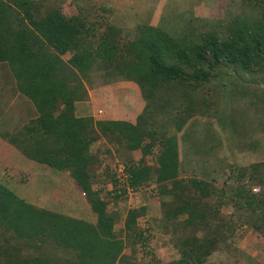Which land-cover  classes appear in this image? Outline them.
<instances>
[{
  "label": "trees",
  "instance_id": "1",
  "mask_svg": "<svg viewBox=\"0 0 264 264\" xmlns=\"http://www.w3.org/2000/svg\"><path fill=\"white\" fill-rule=\"evenodd\" d=\"M261 6L264 11V1ZM85 21L80 17L69 18L59 9L42 14L36 0H0V64H8L19 94L37 109L35 118L23 126L15 122L2 131V124L0 137L31 161L58 171H69L97 217L96 222H91L53 212L0 182V241L9 243L4 237L12 234L15 242L22 241L25 246L35 242L38 247L52 239L54 249L69 250L75 264H163L152 251L145 252L144 257H149L147 262L137 260L138 243L146 249L150 241L138 223L147 209L143 206L130 210L122 222L117 214L109 212L107 203L111 198L128 195L129 189L147 194L152 183L158 185L162 196H174V208L165 216L168 221L186 215V221L175 222L177 227L187 229L197 223L202 229L210 224L216 228L213 239L195 235L180 241L181 257L168 264H205L217 242L234 238L240 227H251L264 238V191L259 194L260 191L255 193L252 189L255 185L264 188V161L241 166L236 184L225 182L219 189L208 181L181 178L178 136H167V124L160 135L154 127L149 128L154 125L153 110L158 101H163L168 87L191 88L204 93L215 81L220 83L224 72L231 70L243 79L245 75L251 77L255 86L258 76L264 82V20L250 15L233 17L227 25L221 23L219 28L203 31L197 37H176L160 28L144 25L138 27L134 40L123 43L113 26L107 27L98 40H89L87 35L94 29ZM66 55H70L69 60L64 58ZM100 69L109 72L111 78L139 86L146 106L135 125L77 115L78 105L90 100L84 81ZM110 69L119 74L113 75ZM241 78L234 81L243 87L245 84H239ZM246 88L250 86L246 84ZM258 89L264 93L262 88ZM248 93L252 94L254 104L264 106V96ZM225 111L216 107L213 115L221 117ZM181 119V122L176 121L178 131L184 129L188 117ZM102 137L114 146L125 143L129 151H140L142 155L138 163H123L128 175L124 183L113 174L111 191L104 187L110 182L106 181L102 189H95L92 184L90 169L99 166L100 161L91 147ZM155 145H158V166L143 165L147 157L154 154ZM228 179H232V175ZM223 188L231 193L234 212L229 216L210 207L206 201ZM225 196L219 201L220 206ZM119 222L125 238L116 232ZM2 247L0 264L23 261L22 257ZM19 247L18 244L13 246L17 250ZM261 259L263 256L258 255L257 261L251 264H260ZM26 261L30 264L47 262L42 257Z\"/></svg>",
  "mask_w": 264,
  "mask_h": 264
},
{
  "label": "rangeland",
  "instance_id": "2",
  "mask_svg": "<svg viewBox=\"0 0 264 264\" xmlns=\"http://www.w3.org/2000/svg\"><path fill=\"white\" fill-rule=\"evenodd\" d=\"M263 1L36 0V5L42 14L49 10L59 9L69 18L80 17L86 20L87 26L94 29L91 34L87 35L89 40H98L107 27L113 26L119 31L120 42L123 43L134 40L138 36V27L144 25L160 28L176 37H197L203 31L211 30L214 27L219 28L221 23L227 25L229 23L227 21H231L233 17L250 15L251 18L264 20V11L261 10ZM106 8L108 10H105ZM91 22L95 24L91 25ZM64 58L69 60L70 55H66ZM110 70L113 75L119 74L118 71ZM223 76V79L219 80L220 83L215 81L204 93L195 92L191 88L168 87L163 94V101H158L157 108L153 110L155 111L152 119L154 125H149V128L154 127L160 135L167 124V136H178L182 161L181 178H197L208 181L219 189L224 186L225 182L236 184L235 178L241 166L264 161V106L258 103L254 104L253 97H250L252 94H246V92L252 91L258 97L264 96L263 91L258 89L264 90V82L258 76L259 81L255 86L251 77L245 75L243 79L234 70L227 74L224 72ZM237 77L241 78L239 84H245L243 87L235 84L234 78ZM84 82L88 90L95 92L103 86L111 85L110 87H112L126 81L111 78L109 72L100 69L96 70ZM246 84L250 86V89L246 88ZM17 88V82L8 64H0V114L3 118L5 115L3 126L13 120L19 126H23V123L35 118L37 114L35 106L21 95L19 98L25 100L26 108L24 110L20 108V100L15 97ZM135 88L138 90L142 104L141 90L137 84H135ZM188 92L190 95L193 94L187 95ZM166 101L169 102V105H163ZM140 103L137 102L136 112L141 108L139 107ZM216 107L221 111L226 110L225 114L223 113L224 115L221 117L214 116L213 111ZM97 110L95 109L96 112ZM98 111V115L101 117L105 115L106 119V115H108L106 110L99 109ZM76 113L78 116L92 117L94 114L89 102L78 105ZM182 117H188V121L184 129L178 131L176 121L181 122ZM9 127H5L6 129L3 127L2 131ZM15 148L0 137V182L4 179L2 182L8 188L21 192L26 198L43 208L96 222V218H92L90 213L92 212L90 206H87L88 213L85 210V195L77 183L71 179L69 171H58L47 165L31 161L27 157L24 158L26 166L22 170L17 161ZM156 148L158 145L154 148V154L147 157V161H144L143 165L158 166ZM91 151L98 156L100 161L99 166L90 169L92 184L95 189L106 187L108 191L113 188L111 183L113 174L116 177L121 174L120 164L127 161L138 163L142 158L140 151H129L125 143L114 146L103 137L92 145ZM19 157L20 155H18ZM230 175H232V179H228ZM106 181L110 184L103 187ZM254 188H260L259 194L264 191L261 186L255 185L252 189ZM160 192L158 185L152 183L147 194L130 191L121 199L111 198L107 202L109 212L117 214L122 222L126 220L130 210L143 206L147 209L146 214L138 221L140 228L145 230L150 238L146 249L141 247L140 243L135 249L139 256L137 260L140 263L149 260V257H144L146 251L154 252L163 264L176 261L181 257L180 241L195 235L199 237L205 235V238L213 239V233L216 230L213 224L208 225L205 229H202V226L197 223L194 227L187 229L181 226L177 227L175 222L186 221L188 218L186 215H181L174 221H168L165 216L170 208H174L172 206L175 202L174 196H162ZM225 194L223 205L220 206L219 201ZM230 196L231 193L223 188L222 191L218 190V194L216 193L206 201L210 207L214 206V209L229 216L234 212ZM121 224L119 222L116 226L117 233L122 231ZM121 234L125 238L124 231ZM11 236L12 234H8L4 237L9 243L0 241V250L4 249L3 245L6 249H10L12 254L22 257L23 261L20 260V264H30L26 259L33 261L37 257H40V260L41 257L47 260L46 264H75L69 250L54 249V242L50 241L52 239L37 247L35 242L27 246L22 241L15 242ZM130 243L131 241L127 242V245ZM17 244L20 246L19 250L13 248ZM258 255L263 256L259 262L264 264V238L257 235L251 227H240L234 238L217 242L205 264H251V262L257 261Z\"/></svg>",
  "mask_w": 264,
  "mask_h": 264
},
{
  "label": "crops",
  "instance_id": "3",
  "mask_svg": "<svg viewBox=\"0 0 264 264\" xmlns=\"http://www.w3.org/2000/svg\"><path fill=\"white\" fill-rule=\"evenodd\" d=\"M135 84L136 83H134V82L126 81L123 84H118V85L112 86V87H110L111 85L110 86H103L100 89L98 88L95 92L88 90L89 99H90L89 103L91 104L92 111L94 112L93 118L96 121L125 122V123H131V124L135 125L137 123L138 117L143 113L145 106H146V103L142 98V94L140 97L142 98L143 103L142 104L140 103L138 90H135L136 89ZM19 96H20V94H19L18 88H17V95H15V97L20 100V104H21L20 108H22L24 110L26 108L25 107V100L22 98H19ZM137 102L140 103L139 107H141V108H140V110H137V112H136V107L138 106ZM92 103H93V105H92ZM95 109H98V110L99 109H105L106 114H108V115H106V119L104 118L105 115L103 117L99 116L98 115L99 111L97 110V112H96ZM134 112H136V113L134 114ZM3 121H5V115H4V119L2 116H0V126L2 125ZM15 122L16 121L13 120V121L9 122L8 125H5L3 127L11 126ZM15 149H16L15 153L17 155V161L19 162L20 167L23 170L24 166H26L24 163V161H25L24 158L26 156H24L22 154V152L17 147ZM18 155H20L19 158H18ZM20 172H22V171H20ZM2 181H1V183H3ZM14 181H16V180H14ZM79 192L81 193L80 190H79ZM82 197H83V195H82ZM84 200H85V203H84L85 204V210L88 213L89 204L87 203L86 198H84ZM90 213L92 214V218L95 217L96 218L95 221H97L96 214H94L93 211Z\"/></svg>",
  "mask_w": 264,
  "mask_h": 264
},
{
  "label": "built area",
  "instance_id": "4",
  "mask_svg": "<svg viewBox=\"0 0 264 264\" xmlns=\"http://www.w3.org/2000/svg\"><path fill=\"white\" fill-rule=\"evenodd\" d=\"M120 172L121 174L118 175V177L122 180V181H127L128 179V175L125 174V167L124 166H120ZM130 190V189H129ZM253 191L255 193H258L260 191V188H254Z\"/></svg>",
  "mask_w": 264,
  "mask_h": 264
},
{
  "label": "clouds",
  "instance_id": "5",
  "mask_svg": "<svg viewBox=\"0 0 264 264\" xmlns=\"http://www.w3.org/2000/svg\"><path fill=\"white\" fill-rule=\"evenodd\" d=\"M120 166H124L123 164H120L119 165V168H120ZM118 176V175H117ZM119 178V177H118ZM119 180H120V182H123L120 178H119ZM131 190H129V192H130Z\"/></svg>",
  "mask_w": 264,
  "mask_h": 264
}]
</instances>
